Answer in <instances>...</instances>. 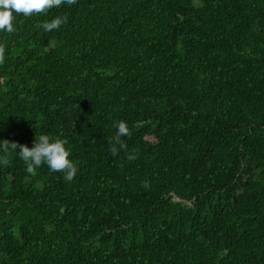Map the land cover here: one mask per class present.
Returning <instances> with one entry per match:
<instances>
[{"label": "trees", "instance_id": "16d2710c", "mask_svg": "<svg viewBox=\"0 0 264 264\" xmlns=\"http://www.w3.org/2000/svg\"><path fill=\"white\" fill-rule=\"evenodd\" d=\"M13 17L0 140L59 138L78 171L28 173L0 152V264H264V0Z\"/></svg>", "mask_w": 264, "mask_h": 264}, {"label": "clouds", "instance_id": "9594fccd", "mask_svg": "<svg viewBox=\"0 0 264 264\" xmlns=\"http://www.w3.org/2000/svg\"><path fill=\"white\" fill-rule=\"evenodd\" d=\"M74 5L77 0H0V31L12 33L15 31L13 27V13L22 14L25 17L32 15L46 14L54 7H60L62 4ZM66 17H56L51 22L37 23V28H43L45 32H50L58 29L61 24L66 23ZM4 63V48L0 46V64ZM117 128L114 141L111 145L110 152L113 157L118 155L119 149L125 147L121 143L122 136L130 135V130L126 122L120 121L115 125ZM66 141L56 138L52 141L48 135H39L35 138L34 145L29 148L26 144H19L10 140H0V152L8 153L9 150H19V157L27 165L28 173H33L36 168L42 164H46L51 172L64 173V179L71 182L78 169L69 159L70 153L65 148ZM129 160H135V155H128ZM4 166H7L9 161L4 159L0 161Z\"/></svg>", "mask_w": 264, "mask_h": 264}]
</instances>
